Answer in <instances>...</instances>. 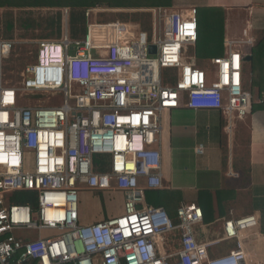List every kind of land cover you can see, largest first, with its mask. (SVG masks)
<instances>
[{"label": "built area", "instance_id": "1", "mask_svg": "<svg viewBox=\"0 0 264 264\" xmlns=\"http://www.w3.org/2000/svg\"><path fill=\"white\" fill-rule=\"evenodd\" d=\"M101 9L88 8L85 34L72 38L64 7L61 37L38 42L17 87L3 72L14 43L0 40V264H255L245 239L257 215L226 220L220 239L200 241L199 206L180 204L175 222L145 198L147 189L165 187L170 110L217 109L229 135L248 115L242 41L226 39L210 74L188 55L198 38L197 7L146 8L151 39L139 23L89 22ZM46 94L53 104H22ZM96 155L105 159L96 163ZM19 191L33 193L36 206L12 201ZM113 191L124 195L123 213L81 221L82 192ZM226 239L236 246L211 257L209 249Z\"/></svg>", "mask_w": 264, "mask_h": 264}, {"label": "crops", "instance_id": "2", "mask_svg": "<svg viewBox=\"0 0 264 264\" xmlns=\"http://www.w3.org/2000/svg\"><path fill=\"white\" fill-rule=\"evenodd\" d=\"M191 6L198 11L207 8L220 13L222 51L219 56L226 52V39L242 41L238 46L242 54V81L245 91L252 95V104L248 115L235 122L231 135L225 131L224 119L217 109L194 110L180 106L170 110L162 143L165 187L156 190L174 196L176 204L167 209L168 213L175 214L182 203H195L202 209L203 219L195 226L196 238L200 241L220 239L226 220L257 215V226L249 230L245 241L254 263L264 264V76L260 95L253 86L251 55L264 38V0H171L168 7ZM195 49V44L189 47L188 55L211 74L214 69L211 59L215 56L198 59ZM199 146L202 152L197 151ZM151 190L145 191L148 204ZM118 192L123 201L120 195L123 193ZM84 197L91 218L81 215L82 222L116 215L119 210L111 212L106 196ZM235 242V239L220 241L209 249L210 256L227 254Z\"/></svg>", "mask_w": 264, "mask_h": 264}, {"label": "trees", "instance_id": "3", "mask_svg": "<svg viewBox=\"0 0 264 264\" xmlns=\"http://www.w3.org/2000/svg\"><path fill=\"white\" fill-rule=\"evenodd\" d=\"M159 5L170 6L171 0H0V8L50 9L53 13L49 16L40 18L28 16L22 17L24 19L19 20L20 27L23 29H40L42 34L39 37L43 39H58L61 37L63 30L62 9L64 7L69 8L67 21L69 35L72 38H79L86 32L87 18L85 12L88 8L99 6L102 8L101 12L109 11L112 13L114 12L112 10H115L113 18L108 20L102 17L101 20H120L123 22L139 23L142 29L141 19L145 13H150L146 8ZM219 15L220 13L207 8L198 11V38L195 43L196 57L198 59H207L208 57L219 56L221 54L222 38L220 23L218 21ZM5 26V37L11 38L15 27L12 15L7 19ZM251 55L253 62V86L258 88L261 95L264 76V38L254 47ZM170 71L166 69L164 73L168 75ZM103 159H105V156L96 155L94 160L96 163H101ZM97 167H100V165ZM151 191L148 192V202L150 205L164 206L167 210L173 208V205L176 204V200L172 194L156 189H152ZM11 200L18 203L30 204L33 207L36 206L34 194L26 191L14 192ZM169 215L175 222L177 221L176 213H169ZM234 246H236V242Z\"/></svg>", "mask_w": 264, "mask_h": 264}, {"label": "rangeland", "instance_id": "4", "mask_svg": "<svg viewBox=\"0 0 264 264\" xmlns=\"http://www.w3.org/2000/svg\"><path fill=\"white\" fill-rule=\"evenodd\" d=\"M114 11H98L97 13H92L90 17L88 18L89 22L93 21H102L101 18L105 19H111L115 15ZM53 12L50 9L47 8H34V9H8V8H0V40H10L14 43L13 50L8 57V59L4 63L3 72H4V81L8 82V84H11L12 86H19L21 82V75L20 73L24 70V68L33 62V54L36 50L37 44L40 40L43 38H40L39 35L42 34V31L38 28L32 30V29H23L20 27L19 20L24 19L22 17H34V18H40L51 15ZM101 13V14H100ZM100 14V15H99ZM12 15L15 22L14 32L13 36L11 38H6L5 35V24L9 16ZM117 15V14H116ZM142 22V30L147 32L150 35L153 32V26H152V18L150 13H145L143 18L141 19ZM52 95L46 94V95H38L34 96L30 101H22V104H36L39 102V100H45L49 104H53L52 101L48 100L51 98ZM57 97V96H56ZM112 185H114L112 183ZM116 193H119L116 191ZM115 192H82L79 197V215L80 219L82 218L81 215H86L91 218L90 208L88 205H85L83 202V197L92 198V197H103L106 196V198L110 201L111 206V212H114L115 209H119L116 213V215H119L124 212V195L123 201L120 198L118 194ZM84 197V198H85ZM121 209V210H120ZM114 215V214H112ZM106 218V217H105ZM84 221V220H83ZM42 234H45V231L42 232ZM32 236L36 238L38 234L36 232L32 233Z\"/></svg>", "mask_w": 264, "mask_h": 264}, {"label": "water", "instance_id": "5", "mask_svg": "<svg viewBox=\"0 0 264 264\" xmlns=\"http://www.w3.org/2000/svg\"><path fill=\"white\" fill-rule=\"evenodd\" d=\"M150 52H155V46H150Z\"/></svg>", "mask_w": 264, "mask_h": 264}]
</instances>
